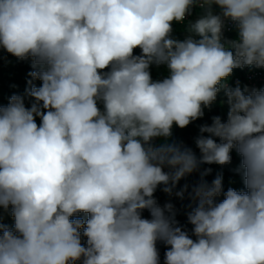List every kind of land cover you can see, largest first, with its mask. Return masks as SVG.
Here are the masks:
<instances>
[{
    "label": "clouds",
    "instance_id": "9594fccd",
    "mask_svg": "<svg viewBox=\"0 0 264 264\" xmlns=\"http://www.w3.org/2000/svg\"><path fill=\"white\" fill-rule=\"evenodd\" d=\"M0 49L32 68L0 105V264H160L158 242L164 264H264V88L227 82L264 68V0H0ZM221 92L199 155L170 141ZM233 150L242 191L202 168ZM172 198L191 202L190 231Z\"/></svg>",
    "mask_w": 264,
    "mask_h": 264
},
{
    "label": "trees",
    "instance_id": "16d2710c",
    "mask_svg": "<svg viewBox=\"0 0 264 264\" xmlns=\"http://www.w3.org/2000/svg\"><path fill=\"white\" fill-rule=\"evenodd\" d=\"M200 11L201 10L199 8H195L193 10V14L187 18L184 24H174V35L182 39L185 35V25L188 21L195 20L199 16ZM215 11L219 12V9L216 8ZM223 37L225 40H234L237 38V31L233 30L231 32L223 33ZM135 54L139 55L140 50L136 49ZM30 71H32L30 60H19L18 58L7 53L5 50L0 49V105L6 106L8 104L9 98L14 94H24L25 89L28 87L27 81L30 79V77L28 76V73ZM162 71L163 69H157L155 66H153V77H159ZM231 76L232 80L230 83L233 84L234 77H239L241 79V83H244V72L239 70V68L234 69ZM34 83L39 86L40 82L35 81ZM224 99L225 97L223 95V92L219 93L217 101L212 105L211 109H204V117L190 123L187 127L181 129L174 125L170 141H183L189 147H192L196 154L199 155V150L195 147L194 144V138L199 134V126L205 123L210 124L211 118L217 115L226 120L227 105L222 103ZM26 104L30 106L29 101H26ZM39 122V118L37 117V123L39 124ZM162 142H164L163 139H158L156 141L157 144ZM240 162V156L236 153L235 150H233L232 162L230 164L223 166L215 164L202 166V168H212V173L205 177V179L210 183L218 173H221L223 175V187L225 191H227L229 187L234 188L237 191L245 190L242 174L235 171L240 166ZM198 178V174H193L186 179H182L179 183V186H182L184 183H192L198 180ZM155 197L158 199L161 205L169 200V197L159 189L156 191ZM218 199H223V197H220ZM172 203L175 205V208L177 210V221L181 226H184L187 230L190 231L192 226L188 224L187 212L190 211V208L188 206L191 202L188 199H184L183 201H181L178 198H172ZM143 215L145 218H150L147 211H145ZM79 218L86 220L87 216L86 214L81 213ZM3 223L9 226L13 224V220L10 215H8V213H3ZM82 243H86V238H82ZM157 247L160 253V264H164V254L167 250V246L164 245L163 242H158ZM77 264H79V262H77Z\"/></svg>",
    "mask_w": 264,
    "mask_h": 264
},
{
    "label": "built area",
    "instance_id": "2783aa9c",
    "mask_svg": "<svg viewBox=\"0 0 264 264\" xmlns=\"http://www.w3.org/2000/svg\"><path fill=\"white\" fill-rule=\"evenodd\" d=\"M233 30H236L235 23L231 21H225L223 33L231 32ZM239 70L244 72V83H241V79L239 77H234L233 87H235L237 82H239L241 87L247 85L249 88H264V69L245 67Z\"/></svg>",
    "mask_w": 264,
    "mask_h": 264
},
{
    "label": "rangeland",
    "instance_id": "374dc122",
    "mask_svg": "<svg viewBox=\"0 0 264 264\" xmlns=\"http://www.w3.org/2000/svg\"><path fill=\"white\" fill-rule=\"evenodd\" d=\"M231 80H232V76H230L229 78H228V81L227 82H231Z\"/></svg>",
    "mask_w": 264,
    "mask_h": 264
}]
</instances>
